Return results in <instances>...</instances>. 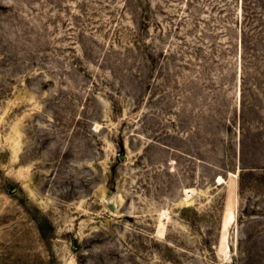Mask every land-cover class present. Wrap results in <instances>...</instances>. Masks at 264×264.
<instances>
[{"label": "rangeland", "instance_id": "obj_1", "mask_svg": "<svg viewBox=\"0 0 264 264\" xmlns=\"http://www.w3.org/2000/svg\"><path fill=\"white\" fill-rule=\"evenodd\" d=\"M0 264H264V0H0Z\"/></svg>", "mask_w": 264, "mask_h": 264}, {"label": "bare ground", "instance_id": "obj_2", "mask_svg": "<svg viewBox=\"0 0 264 264\" xmlns=\"http://www.w3.org/2000/svg\"><path fill=\"white\" fill-rule=\"evenodd\" d=\"M187 193H188V191H187ZM189 194H191V192ZM235 218H236V211L231 205H229L228 209L226 211L225 219H224V231H223V234H224V242H225V244L228 243L227 238H228V235H229L230 226L235 221Z\"/></svg>", "mask_w": 264, "mask_h": 264}, {"label": "water", "instance_id": "obj_3", "mask_svg": "<svg viewBox=\"0 0 264 264\" xmlns=\"http://www.w3.org/2000/svg\"><path fill=\"white\" fill-rule=\"evenodd\" d=\"M112 210H114V208L112 207Z\"/></svg>", "mask_w": 264, "mask_h": 264}]
</instances>
